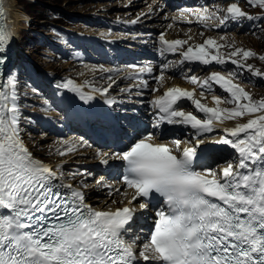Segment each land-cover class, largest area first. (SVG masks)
I'll use <instances>...</instances> for the list:
<instances>
[{"label":"snow or ice","instance_id":"obj_1","mask_svg":"<svg viewBox=\"0 0 264 264\" xmlns=\"http://www.w3.org/2000/svg\"><path fill=\"white\" fill-rule=\"evenodd\" d=\"M244 3L264 10V0ZM131 6L129 0L124 7ZM155 7L149 5L148 11L130 23L152 19ZM4 17L5 9L0 6V264H264V99H254L236 82L245 73L264 78V71L247 63L256 52L235 46L234 39L229 43L225 35L219 37L223 44L210 36L192 45L191 36L187 40L167 39L160 32L159 55L179 54L180 59L165 60L155 75L156 67L151 64L127 65L129 71L122 79L135 83L120 89L127 93L126 100L108 95L117 83L110 75L107 87H92L91 91H84V85L71 78L57 82V90L75 94L88 106L79 109V118L86 123L97 119L92 105L97 96L104 97L103 104L110 108L122 106L133 96L158 92L159 87L151 86L150 79L162 86L166 72L173 71L197 86L168 87L162 95H153L148 100L153 118L150 130L133 125L130 134H120L107 129L106 134L116 137L121 150L97 148L95 159L121 173L120 180L113 187L100 177L93 187L106 188L107 197L119 196L127 203L100 210L86 202L87 183L81 180L79 187L65 183L63 168L69 161L51 166L37 159L24 142V131L36 121L24 115L22 100L27 94L19 90L18 70L4 74L8 47L15 39V31ZM177 19L221 30L249 23L254 30L260 28L264 15H252L239 2H232L226 8L211 10L206 4L184 8L178 18L173 17ZM172 26L168 24V28ZM224 47L234 50L225 54L221 51ZM259 59L264 61V55ZM229 63L235 66L233 70L226 74L212 71L204 79L192 74L190 67L184 70L185 65ZM92 71L108 74L113 70L100 66ZM217 87L226 97L213 94L214 106L203 103L206 93ZM185 101L194 110H183ZM48 104L45 99L41 108ZM244 117L250 118L233 127L224 126L225 121ZM218 129L225 135L210 140L209 134ZM177 133L188 135L184 140L162 142ZM208 143L229 146L236 155L215 168L201 167ZM59 144L63 149L57 147L56 152L61 157L92 147L82 137L76 141L60 139ZM67 175L74 179L91 173L77 169ZM151 208L155 209L154 226L141 228L134 235V225L146 219Z\"/></svg>","mask_w":264,"mask_h":264},{"label":"rangeland","instance_id":"obj_2","mask_svg":"<svg viewBox=\"0 0 264 264\" xmlns=\"http://www.w3.org/2000/svg\"><path fill=\"white\" fill-rule=\"evenodd\" d=\"M16 2L18 10L22 14L15 37H18V41H16V39L12 40L16 50L18 49L16 60H22L21 64L17 67L20 84L19 90L20 92L27 94L24 100H22V103L25 105L23 109L24 115L32 116L36 121L34 125L27 127L26 131L23 133V138L30 148L41 152L39 154L40 158L53 159L55 164H58L61 161H69L68 163H65L63 168L67 178H71V176H68L67 174L74 172V169L76 168L74 166H76L77 163L78 166H80L79 170H87L90 172L91 175L83 177L84 182L91 186L92 192L94 193L91 196V200L98 199V197L101 196V191L98 188L95 189L93 187L94 178L92 179L94 175L92 168H94L95 165L88 166L83 164L89 160L84 158L87 155L84 152L85 150H82L81 154L80 152H76L73 154H67L63 157L56 152L57 147L63 149V146L59 144L60 139L71 138L73 140H78V138L80 139L82 136L79 126L72 122L69 118L70 115H66L67 113L64 112L65 109L62 106L63 109L59 106L56 94L62 90H57L56 84L58 81L67 78H71L78 82L85 81L78 77L77 72L85 67V65H95L88 63L89 60H86V57L94 55V47H101V43L93 42L91 37L94 34H100L99 36L96 35V41H99L101 37V39H115V35L117 36V31L119 29L118 27L121 26H117L118 23L126 21L120 19L121 16L119 15L126 10V7H121V5L124 4V0H35V2H33V0H16ZM238 2L240 3V6L250 14L264 15V10L248 7L244 3V0H238ZM108 3H112V6L108 8L109 11L107 12L110 16H98L100 13H104L103 10L98 11V6L107 5ZM143 5L144 4H141V6ZM223 6L224 5H222L221 8H223ZM137 7L138 6L134 8ZM208 7L209 9H212L211 6L208 5ZM95 12L98 15L93 14ZM26 14H28V16ZM221 15H223L222 12ZM97 17L101 18L97 19ZM26 21H28L30 25H27ZM250 27L249 23H245L242 27L231 24L225 26L223 30H210L204 29L203 27L199 29L197 28L198 31H195V36H202L201 33H203V35L205 34L203 30H207L210 32L209 34H206L205 37L211 36L217 38L218 42L222 44L225 42L219 40L221 34L228 37L229 43L234 39L235 46L244 49H251L257 53L255 57L249 58L247 63L252 64L254 68L264 71V61L259 59L260 55H264V30H261L264 29V21L260 22V28L250 30ZM145 29L146 28H144L143 31ZM253 31L255 34H253ZM89 32L93 33L90 34ZM149 33L142 34L139 37L140 40H145L144 37L149 36ZM106 36L112 38H107ZM240 36L245 38L243 42L239 39ZM196 43H203V40L194 38V41L190 44L194 45ZM18 44L21 45L19 48H17ZM232 50H234V48L224 47L221 49L225 54ZM21 53L25 54V56L21 55ZM112 54L113 52L110 50L109 58L111 60L114 58ZM96 61H99V59ZM92 62H95V60ZM120 66H123L120 67L121 72H127L123 64H120ZM219 67H221V70L219 68H213L212 71H221L226 74L228 71L233 70L235 66L229 63L225 66ZM207 72L208 70L201 71L200 75ZM98 74L102 75L100 72L96 75ZM199 78L204 79L205 77L204 75H201ZM95 80L99 81L101 78L98 77L95 78ZM236 82L240 83L254 99H264V78L258 79L250 77L249 74L245 73L240 76ZM34 89L35 91H33ZM213 94L221 95L222 98L227 95L226 93H221L217 87L214 92L206 95L204 101L207 102L209 99L211 100V95ZM45 99L49 101V104L46 107L47 109H42L41 105ZM222 107H233V105L222 104ZM248 118L249 117L237 118L236 120L227 122L244 123ZM227 122L225 121V123ZM36 137H41V143L36 144ZM46 144L48 147L44 146ZM231 155H233V153H228V156H224L221 160H225L226 162L230 159ZM217 160L219 159L215 158L214 161L216 162ZM67 166H73V170L70 171L66 168ZM87 167H90V169ZM103 171L104 170H102V172ZM81 178L82 176H75L77 181H81Z\"/></svg>","mask_w":264,"mask_h":264},{"label":"bare ground","instance_id":"obj_3","mask_svg":"<svg viewBox=\"0 0 264 264\" xmlns=\"http://www.w3.org/2000/svg\"><path fill=\"white\" fill-rule=\"evenodd\" d=\"M134 1V2H133ZM235 1H237L238 2V0H235ZM127 2H129L128 0H124V4L123 5H121V7H124L125 5H128L129 3H127ZM113 3V2H112ZM112 3H108L107 5H102V6H98L99 7V9H98V11H102L103 10V14H97L96 12L95 13H93V14H96V15H98V16H102V15H104V16H107V17H109L110 15H108L107 14V12L109 11L108 10V8L109 7H111L112 6ZM144 2L143 1H141V2H136L135 0H132V6L131 7H128V8H126V10L125 11H123V12H121L119 15L121 16V18L122 19H129V18H131V17H133L134 16V14H133V12H134V10H138L137 11V13H135L136 15L137 14H139L140 12H141V10H142V7L143 6H141V8H134V7H136V6H139L140 4H143ZM230 3H232V2H230ZM211 6L212 7V9H214L215 8V6H214V2H213V0H208V2H207V6ZM5 6H6V14H7V19H8V26H10L14 31H15V37H16V33H17V31H18V23L20 22V20H21V18H22V14H21V12L18 10V6H17V2H16V0H5ZM156 7L153 9V11L155 12V13H157L158 11H156V8H159V6L158 5H155ZM242 7V6H241ZM115 8V7H114ZM111 9V8H110ZM125 9V8H124ZM120 12V11H119ZM114 13V12H113ZM117 14V13H116ZM133 14V15H132ZM112 15V14H111ZM156 15V14H155ZM103 17V16H102ZM114 17V16H113ZM101 17H97V19H100ZM147 21V20H146ZM166 21L165 20H163L162 19V15L161 14H159L158 15V21H156V23H155V25H157V24H159L160 26H162L164 23H165ZM142 23H144V22H142ZM137 25H139V24H137ZM143 25H146V23H144V24H142V25H139V26H133L131 23H127V24H124V25H122L123 27H118V28H120L122 31H124V32H122V31H120L119 33L117 32V36L115 35V39H100V41H96L95 39H97L96 38V35L97 34H94L93 36H92V38H93V42L95 41V42H99V43H101L100 44V46L101 47H103L104 49H105V51H107L106 52V54H107V56H108V58L110 57L109 56V52H110V50H112V52H113V54H112V56L114 57V56H116V57H122L123 56V52L122 51H119L117 48H116V45H114V46H107V45H109V43L112 41V43L113 42H115V41H118V38H124L126 35L128 36V35H130V34H128V33H131L132 32V29H134V28H139V27H142ZM118 26H120V25H118ZM30 28V27H29ZM144 28H146L144 31H143V34L144 33H151V29L150 28H148V27H143V29ZM156 28H158L157 26H156ZM163 28V27H162ZM189 29H191V28H189ZM196 29L197 28H193V29H191L190 31H188V32H190V34L191 35H195V31H196ZM119 30V29H118ZM103 31V30H102ZM126 31V32H125ZM198 31V30H197ZM90 34H92L93 32H89ZM99 33V32H98ZM18 35V34H17ZM100 34H98L97 36H99ZM113 35V34H112ZM182 35V33L181 32H177V31H173V30H169V31H166L165 32V36H171V37H176V38H178L179 36H181ZM217 35H219V34H217ZM222 35V34H221ZM114 36V35H113ZM132 36V35H131ZM234 36V35H233ZM216 37V36H215ZM18 38V37H17ZM17 38H15L16 39V41H18V39ZM145 38V37H144ZM187 39H188V37H186ZM186 39V40H187ZM217 39V38H216ZM239 39L243 42L244 40H245V38L243 37V36H240L239 37ZM194 41V38L193 39H191V40H189V44L190 43H192ZM253 41V40H252ZM13 42V41H12ZM197 42V41H196ZM14 43V42H13ZM13 43H11L12 44V46H13ZM254 43V42H253ZM98 44V43H97ZM99 45V44H98ZM101 51H102V49H101ZM13 53H14V50H13ZM98 59V57L97 56H94V59H91V61H96ZM110 59V58H109ZM110 61H112L111 59H110ZM115 66L116 67H118L119 69H120V67H123V66H120V64H115ZM75 67V66H74ZM82 68V67H81ZM93 69H99V67H97L96 65H91V64H89V65H85V67H83L81 70H78V77H80V79L81 80H85V81H83V82H81V81H76L78 84H83L84 85V91H91V88L92 87H105L107 84L103 81V80H106V78H104V77H106L107 76V74H104V73H101L102 75H103V79L100 81H96L95 80V78H97L96 77V74L99 72V71H92ZM75 70V69H74ZM77 71V70H76ZM125 71V70H124ZM94 78V79H93ZM87 82V83H86ZM92 83V84H91ZM56 97H57V102L59 103V106L61 107H63L65 110H64V112H66L67 114L66 115H72V114H74V113H76L77 112V109H78V97H76L75 96V94H66L65 93V91L64 90H62V91H59L57 94H56ZM208 100V99H207ZM210 100V99H209ZM207 101V102H205L204 100H202V101H204L203 103H207L209 106H214L213 105V102H212V100H210V101ZM61 107V108H62ZM221 107H222V105H221ZM62 108V109H63ZM47 109V108H46ZM67 117H69V116H67ZM250 118V117H249ZM227 122V121H226ZM244 122H246V121H244ZM235 124H236V122H231V123H229V122H227V123H225L224 122V126H227V127H233V126H235ZM212 134V136L211 137H214V138H219V136L220 135H225L221 130H217L216 132H214V133H211ZM31 135V134H30ZM33 137V136H32ZM82 138H83V136H82ZM71 139V138H70ZM83 139H85V138H83ZM40 140H41V137H36V144H38V143H41L40 142ZM71 140H73V139H71ZM86 140V139H85ZM73 141H76V140H73ZM24 142H25V140H24ZM25 144L27 145V143L25 142ZM33 144V143H32ZM48 144V143H47ZM47 144L46 145H44L45 147H48L47 146ZM28 146V145H27ZM32 146V145H31ZM29 147V146H28ZM29 149H30V151H32L33 152V154H34V156L37 158V159H41L42 161H48V163H50V165L51 166H55L56 164L53 162V159H42V158H40L39 157V154L41 153V152H38V151H36V150H33L32 148H30L29 147ZM38 149V148H37ZM77 152H80V154L82 153L80 150H77ZM89 160H88V162H92V164H90V165H95V161H97L96 159H95V151L94 150H89ZM85 154V153H84ZM231 154V153H230ZM224 156L225 155H220V157L221 158H224ZM228 156V155H227ZM233 156H234V154L233 155H231L230 156V158H233ZM217 158H219V157H217ZM216 158V159H217ZM215 160V159H214ZM229 160V159H228ZM51 162H53V163H51ZM225 163V162H224ZM73 166H67L66 168H68L70 171L71 170H73V168H72ZM74 167H76L75 169H74V172H76L77 171V169H80V166H78V163H77V165L76 166H74ZM215 167H217V166H215ZM93 169V168H92ZM68 180H71V181H74L75 183H76V179L74 178H68ZM113 180H115V177H111V178H109V180H108V182H112ZM87 182V181H86ZM92 183V182H91ZM76 184H78V182L76 183ZM87 190V193H88V196L90 197V194L92 193V189H91V186H89L88 187V189H86ZM91 198V197H90ZM97 199V198H96ZM96 199H93V200H96ZM100 199H102V200H104V202H103V204H106V207L107 206H110L111 205V200H107V198H105L104 199V197L103 198H100ZM98 206L100 207H102L103 205H101V203H98Z\"/></svg>","mask_w":264,"mask_h":264},{"label":"trees","instance_id":"obj_4","mask_svg":"<svg viewBox=\"0 0 264 264\" xmlns=\"http://www.w3.org/2000/svg\"><path fill=\"white\" fill-rule=\"evenodd\" d=\"M32 10H33V8H32Z\"/></svg>","mask_w":264,"mask_h":264}]
</instances>
